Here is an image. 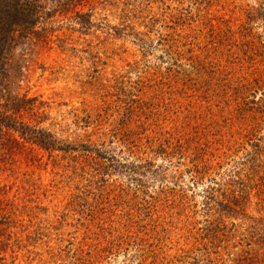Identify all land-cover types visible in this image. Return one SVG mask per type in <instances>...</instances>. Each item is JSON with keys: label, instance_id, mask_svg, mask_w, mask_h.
<instances>
[{"label": "rangeland", "instance_id": "obj_1", "mask_svg": "<svg viewBox=\"0 0 264 264\" xmlns=\"http://www.w3.org/2000/svg\"><path fill=\"white\" fill-rule=\"evenodd\" d=\"M85 1L89 16L44 0L35 31L8 51L0 112L51 131L65 149L27 142L19 131L0 134V189L19 220L0 264H138L139 246L153 252L151 263L176 264L204 226L210 179L195 183L176 158L152 155L149 141L158 126L220 111L227 97L214 46L172 39L255 1ZM259 55L264 62V46ZM128 130L135 135L125 141ZM247 213L259 222L238 216L241 240L219 264H264L258 198Z\"/></svg>", "mask_w": 264, "mask_h": 264}, {"label": "trees", "instance_id": "obj_2", "mask_svg": "<svg viewBox=\"0 0 264 264\" xmlns=\"http://www.w3.org/2000/svg\"><path fill=\"white\" fill-rule=\"evenodd\" d=\"M43 1L0 0V93L5 89L4 66L8 51L18 36L27 37L35 31L42 17ZM81 1L63 0L58 10L89 16L81 12ZM254 1V4L242 5L239 16L207 17L200 28L190 30L185 36L174 33L172 39L171 46H214L216 65L226 73L224 95L227 97L226 107L220 111L199 110L175 121L170 128L158 126L157 134L149 141L152 155L176 158L177 170L190 171L195 183L210 179L205 194L204 226L195 233L192 248L185 251L176 264H219L231 241L238 245L241 240L238 236L239 241L235 242L238 216L245 221L255 219L247 213L253 197L258 198L264 211V62L259 55L260 46H264V0ZM85 2L94 5L93 0ZM10 110L0 112L1 135L19 131L27 142L50 150L65 149L51 131L25 125ZM133 135L135 133L128 130L122 139L128 141ZM130 142L132 144L133 140ZM13 156L11 161L15 162ZM225 161L231 163L230 172L227 176L220 174L223 176L220 179L213 177ZM17 211L16 205L5 202L0 189L2 252L12 246V229L19 222ZM243 224L245 222L241 226ZM136 251L134 257H139L138 264H156L151 263L153 252L150 250L139 246ZM4 259L0 257L1 261Z\"/></svg>", "mask_w": 264, "mask_h": 264}]
</instances>
